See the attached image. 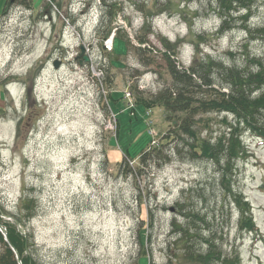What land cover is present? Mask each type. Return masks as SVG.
Here are the masks:
<instances>
[{
  "label": "rangeland",
  "instance_id": "374dc122",
  "mask_svg": "<svg viewBox=\"0 0 264 264\" xmlns=\"http://www.w3.org/2000/svg\"><path fill=\"white\" fill-rule=\"evenodd\" d=\"M216 6L210 0H0L5 240L7 223L30 233L38 264H183L174 259L184 244L173 242V224L189 223L237 252L241 264H264V141L243 132L247 152L230 181L252 207L258 230L248 232L240 228V209L224 200L218 166L177 153L180 139L163 138L174 126L163 109L138 105L139 95L172 81L163 39L177 48L180 67H190L197 34L205 37V54L264 57V36L245 47L243 20L215 35ZM249 20L264 25V0L253 4ZM117 34L131 41L128 49ZM136 47L154 49L144 54L151 64H143ZM224 116L203 115L202 137L228 132ZM154 147L163 152L156 151L160 160L145 165L139 155ZM27 196L35 211L24 225Z\"/></svg>",
  "mask_w": 264,
  "mask_h": 264
},
{
  "label": "trees",
  "instance_id": "16d2710c",
  "mask_svg": "<svg viewBox=\"0 0 264 264\" xmlns=\"http://www.w3.org/2000/svg\"><path fill=\"white\" fill-rule=\"evenodd\" d=\"M256 1L210 0L212 5L216 2L217 6L213 10L221 20L215 35H223L235 29L239 20H243L241 25L247 33L246 48L252 41L264 36V25L253 26L249 20L252 6ZM197 35L198 40L194 44L195 53L188 68L178 65L177 48L168 39L162 40L166 49L162 52V57L167 63L172 81L159 92L146 97L139 95L138 105L150 108L159 106L163 109L164 118L174 123L172 130H169L163 138L178 137L180 139L176 146L177 153L189 155L192 160L212 161L218 166L223 192L227 195L224 200L230 199V203L236 205L241 211L240 228L248 232H257L258 227L252 217L250 202L245 200L240 191L232 188L230 181L234 176L237 160L247 152L243 134L250 132L264 141V57H257L246 52L243 55V61H240L233 52L227 53L225 58L205 54L201 48L205 37L202 34ZM116 37L121 39L123 42L121 44L125 48L131 46L129 39H124L118 34ZM139 40L142 44L145 43L143 38ZM135 50L144 65L152 63V61H145L144 54L154 49L136 47ZM104 80H107L106 77ZM208 113L225 114L223 121L229 125L228 132L223 133L216 140L203 138L198 131V126L204 119L203 115ZM228 115L233 116L231 122H228ZM158 149L162 154L160 148L156 147L142 151L139 155L142 163L147 165L151 159L160 160L158 158L160 153H157L158 157H156ZM168 158L166 156L164 161H168ZM30 200L28 196L22 200L23 204L26 203L27 213L21 216L19 222L24 225H27L35 211V202ZM180 207L183 208V206ZM188 215L189 213L185 216ZM197 216L192 214L188 217L198 218ZM204 219L201 218V220ZM4 225L7 227L8 237L5 240L0 232V264H19L16 260V252L11 247L19 254L22 264H38L33 254L35 247L31 241V234L21 233L15 224ZM173 225L177 228V231L173 232V242L184 244L183 250L179 255L175 254L174 259H180L183 264H241L237 252H226L217 245L214 238L203 236L200 228L193 227L189 223L184 228L176 222ZM192 232L201 238L198 244L191 241L194 237ZM142 245H144L143 242Z\"/></svg>",
  "mask_w": 264,
  "mask_h": 264
},
{
  "label": "water",
  "instance_id": "95a60500",
  "mask_svg": "<svg viewBox=\"0 0 264 264\" xmlns=\"http://www.w3.org/2000/svg\"><path fill=\"white\" fill-rule=\"evenodd\" d=\"M12 1H14V0H12ZM84 53V48H82V54ZM84 59L86 60V61H89V57H87V56H85L84 57ZM54 66H55V68H59V66H60V62L59 61H54ZM2 230L4 231V229L2 228ZM14 249V248H13ZM15 250V249H14ZM16 251V250H15Z\"/></svg>",
  "mask_w": 264,
  "mask_h": 264
},
{
  "label": "bare ground",
  "instance_id": "6f19581e",
  "mask_svg": "<svg viewBox=\"0 0 264 264\" xmlns=\"http://www.w3.org/2000/svg\"><path fill=\"white\" fill-rule=\"evenodd\" d=\"M135 110H136V106L133 107V111H134V113H135Z\"/></svg>",
  "mask_w": 264,
  "mask_h": 264
}]
</instances>
